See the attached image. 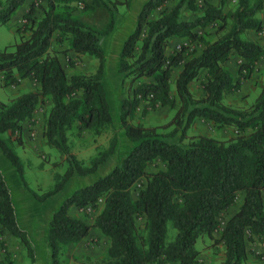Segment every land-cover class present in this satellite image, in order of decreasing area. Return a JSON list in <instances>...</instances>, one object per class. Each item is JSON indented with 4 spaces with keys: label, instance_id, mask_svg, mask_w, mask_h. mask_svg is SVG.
<instances>
[{
    "label": "trees",
    "instance_id": "trees-1",
    "mask_svg": "<svg viewBox=\"0 0 264 264\" xmlns=\"http://www.w3.org/2000/svg\"><path fill=\"white\" fill-rule=\"evenodd\" d=\"M27 1H0V24H6ZM125 1L130 2L30 0L25 22L15 29L19 39L0 49L2 86H17L23 79L37 83L34 89L0 101L1 153L23 180L22 160L14 145L23 142L24 124L47 101L42 136L66 163L50 189L33 193L38 202L62 191L72 177L95 172L115 152L113 134L108 146L85 163L71 151L70 136L85 131L98 136L114 128L104 85V41L113 30L118 5ZM170 1L174 0H146L121 45L117 71L127 90L117 118L132 146L106 175L74 190L52 212L46 230L50 264H69L68 246L79 244L91 228L107 239L100 264H200L195 247L199 238L223 246L222 264H243L249 254L247 241L264 239V78L259 93L246 105L224 101L259 71L264 43L244 34L264 32L257 16L264 0H237L229 11L225 0H206L202 7L196 0H175L168 6ZM79 3L85 9L104 10L105 25L82 20L77 14ZM208 26L216 27L215 38L199 31ZM53 37L65 46L53 48ZM175 38L188 44L182 42L169 52ZM192 43L202 46L190 50ZM68 52L94 57L95 70L68 75L61 60V54ZM233 58L235 77L227 67ZM68 65L74 66L70 56ZM200 75L204 96L196 97L190 84ZM161 106L174 110L167 123L145 125L135 119L140 109L145 116ZM199 118L217 130L230 128L231 133L189 134ZM169 127L168 132L161 131ZM157 161L160 167L151 170ZM233 206L237 210L225 218ZM72 207L95 211L92 223L71 215ZM169 223L175 229L171 242H167ZM5 232L27 247L34 263V250L18 223L0 170V247L4 260L12 264L2 238Z\"/></svg>",
    "mask_w": 264,
    "mask_h": 264
},
{
    "label": "rangeland",
    "instance_id": "rangeland-1",
    "mask_svg": "<svg viewBox=\"0 0 264 264\" xmlns=\"http://www.w3.org/2000/svg\"><path fill=\"white\" fill-rule=\"evenodd\" d=\"M29 1L30 0L26 2L25 5L26 8ZM35 1L38 4L42 0H35ZM145 1L146 0H144L143 2L141 0H130L129 3H126L125 1L123 4L118 5L119 16H122L124 13L130 10L135 11L138 7H141ZM205 1L206 0H196L197 6L199 7L204 6ZM210 1H217V0H210ZM225 1H226L225 4L226 11L234 9L237 4V0H225ZM174 2L175 0L170 1L167 4L168 6H172ZM78 6H79V10H77V14L85 22L94 25L96 27H102L107 22L108 15L104 10L85 9L83 3H79ZM20 10L21 7L18 8L14 16L6 24H0V49H2L4 46L8 44L14 43L19 39V36L15 30L19 22H16L17 23L16 25L14 20L16 18V15L20 12ZM139 11L140 10H138L137 13H139ZM185 14L190 16L189 11H187ZM120 18L121 17H119V19ZM24 22L25 21L23 18V21L22 23H20V25L22 26ZM215 28L216 27L208 26L205 29H200L199 31L201 33L204 32L208 38H215V33H214ZM262 34L263 33L256 34L253 31H249L246 34H244V37L251 36L252 38L256 39L258 42L263 43L264 37L261 36ZM183 40L185 39H181V40L178 38L173 39L169 45L168 51L171 52L172 50L178 48L179 45L182 44ZM55 45L57 46L58 44L55 43ZM64 46L65 45L63 44L62 47ZM201 46L202 45L198 43L189 44L190 50L192 49L199 50ZM69 56L72 59H74V57L80 58L77 57L75 54L72 55V52H68L67 54L66 53L61 54L62 62L66 70H68L67 72L68 75H71L73 72H78V73L92 72L91 62L87 60L86 61L80 60V62H82L80 64L81 70L73 69L74 66L71 67L68 65ZM92 60H94L93 62H97V60L94 57H92ZM109 64H111V62ZM227 66L229 69H233V71H235L237 69L235 59L234 58L231 59L227 63ZM177 72L178 69L176 68L174 70V76H176ZM203 78L204 76L200 75L199 79L193 81L191 84V90L195 93V95H200L202 91L201 80ZM31 82L34 81H29V80L27 81L26 79V81L22 83L20 82V84L17 86L5 87L2 86L1 75H0V101H8L11 98L15 97L16 95H18L19 93L34 89L35 84L34 83L32 84ZM254 82L257 81L254 80ZM253 85H255V83ZM253 85L252 86L248 85V87L245 88L244 94L241 96L238 95L235 96L237 92L229 94L232 95L230 96L232 102L236 104L246 105L252 99H254L259 93L260 87L255 88ZM121 90H123L121 92H123L125 95L127 90V82H125L124 84L121 83ZM48 104L49 103L47 101L46 102L44 101L43 104H41L35 112V114H37L38 117L33 118L32 121H27L24 124L23 142L21 144L15 143L14 145L17 154L20 156L22 160L23 171H24L23 180L22 178H20L15 167H13L8 162V160L5 159V156L2 155L0 152V170L2 171L7 181V184L10 188L18 223L21 226V228L27 232L28 239L30 240V246L34 250V256H35L34 245L39 251H42L44 244H46L45 231L47 230V224L51 217L52 212L58 208L62 200H64L67 196H69L72 193L71 192L69 195L67 194V192L70 191L71 189V187H67L43 202H38L33 196V193L35 192L37 194H41L42 192L50 189L55 183V178H54L55 174L57 172L63 173L64 170L66 169V163L63 160L60 152L56 148L49 146L46 143L44 137L42 136V128L44 123V110L48 108ZM113 105L114 104H112V106ZM140 111L141 109L136 114L135 119L143 121L145 125L165 124L168 121H170V119L174 114V110L167 106H161V107H157L154 110H150L148 114H146L145 116H141ZM170 128L171 127L166 129H161V131L168 132ZM198 128L199 127H197L195 131H198ZM201 128L211 130V124L206 122V124L202 125ZM121 129L122 127L118 122V118H117L114 124V128L106 129L101 135L94 136L86 131L80 135L71 134L70 136L71 151L74 154H76V156L79 159H82L85 161V163H88L90 158L96 155V153L100 149L108 146L112 135L116 134L117 136V133ZM227 129L229 130V128ZM227 129H221L220 131L215 130L213 131L211 136L218 137V135H220V132L225 134L227 133ZM6 160L11 167L4 164ZM155 166H152L151 170L158 168V166L160 167L159 161H157ZM92 212L86 211L85 217H87V219L89 218L93 219V217H90L89 215ZM174 235H175V229L172 227L171 223H169L168 232H167V242H171L174 238ZM2 238L5 241L6 247L8 248L11 254L10 259L12 260V264H35V257L33 263L31 261V257L29 256V253H27V247L18 238H16L15 236H13L8 232H5ZM95 238L96 237H93L92 235L90 238L86 239L85 242L82 244L79 243L77 245H69L67 248L69 264H100L107 243L106 241L100 240L99 238L98 239ZM195 247L201 253L200 254L201 264H222V260L224 258L223 255L224 248L221 244H212V241H210L207 238H199L195 244ZM247 249L249 251L248 258L246 262H244L243 264H264V239L255 238L253 240H248ZM4 257H5V252L0 247V261H2L4 264H8L4 260Z\"/></svg>",
    "mask_w": 264,
    "mask_h": 264
},
{
    "label": "crops",
    "instance_id": "crops-1",
    "mask_svg": "<svg viewBox=\"0 0 264 264\" xmlns=\"http://www.w3.org/2000/svg\"><path fill=\"white\" fill-rule=\"evenodd\" d=\"M141 1L143 2L144 0H141ZM212 2H216V1H212ZM25 5H26V3L23 6H21V10L16 15V18L14 20L15 23L19 22L18 25H20V23H22L23 14L27 10ZM139 8H141V7H138L135 11H133V10L127 11L122 16H119V13H117V16H116L117 18L115 17L113 30L105 38V41H104V46H105L104 85H105V88H106V91H107V95H108V98H109V101H110L111 111L114 110L112 112L114 122H116V120H117V113H118V110H119V107H120V100L125 96L124 93L121 92V91H123V90H121V75L117 71V68H118V54H119L121 45H122V43H123V41L125 39V36L132 31V28H133V26L135 24V21H136V17H137L136 15L138 14L137 12H138V10H140ZM257 16L262 20V23L264 24V6H263V9L260 12H258ZM119 17H121V18L119 19ZM16 25H17V23H16ZM261 36L264 37V32H263V34ZM183 42L187 43V40L185 39V40H183ZM55 43H56L55 42V38L53 37L52 43H51L52 47L55 48V49L63 48L62 46H59V44L56 46ZM72 55H74V53H72ZM61 60H62V58H61ZM80 60L90 61L91 62L92 72L95 70L97 62H93L94 60H92V57L88 56V55L87 56L83 55L80 58L74 57L75 63H74L73 69H80L81 70V65L80 64L82 62H80ZM110 62H111V64H109ZM262 63H264V57H262L261 60L258 62L259 71H257L255 73V76L253 75L250 79H246V80L242 81L241 88L238 90V92L235 94V96L236 95H238V96L243 95L244 92H245V88H247L248 85L252 86L255 83V85H253L255 88L256 87H261L262 81H263V78H264V64H262ZM66 71L68 72V70H66ZM230 71H231L233 77H235L236 76V70L233 71V69H230ZM83 73H87V72H83ZM72 74H78V72H73ZM174 77L175 76H174V72H173V79H174ZM116 78H117V81H116ZM254 80H256L257 82H254ZM24 81H26V79H23L21 81V83L24 82ZM31 83L32 84L34 83L35 87H36L37 83H35V82H31ZM33 88H34V86H33ZM190 90H191V84H190ZM172 91H174V89H172ZM193 94L195 95L194 92H193ZM195 96L196 97H203L204 96V92L201 91L200 95H195ZM230 96H232V95L227 94L224 97L225 103L232 102ZM112 104H114L113 106L115 108L112 106ZM36 117H38L37 114L34 115V118H36ZM205 124H206V122L204 120H202L201 118L197 119L195 124L191 128L188 129V133L189 134L201 133V134L211 135L213 133V131L217 130L212 124H211V130L201 128L202 125H205ZM197 127H199L198 131H195ZM223 129H227V127L223 128ZM230 133H231V129L229 128V130L227 129V133L224 134V133L220 132L221 135H218V137H224V136L229 135ZM117 142H118V144H117V147L115 149V152L95 172L87 174V175H84V176H75V177H72L69 180L67 185L64 187V188L71 187L70 191L67 192L68 195L71 192H73L74 190H76V189H78L80 187L86 186V185L94 182L99 177H102V176L106 175L118 162H120V160L129 152L132 144L126 138L123 129L119 130V132L117 133ZM120 144H121V147H120ZM0 152H1V150H0ZM2 158H4V157H2ZM6 162H7V160H6ZM6 162H4V164L9 166V167H11L8 164V162L7 163ZM236 210H237L236 206L235 207L234 206L230 207L227 210V212L224 213V217L228 218L229 216L234 214V212ZM86 211L92 212L93 210L91 208H89V207H87V208L72 207L70 209L71 215H73L75 217H78L80 219H83L87 223L91 224L93 219H94V217H95V215H96V212L93 211L91 214H89L90 217H93V219H90V218L87 219V217H85V212ZM92 235H93V237H96L95 239L99 238L100 240H103V241L107 240L106 237H104L97 228H91L89 235L87 237H85L84 239H82L80 241V244L84 243L85 240L90 238ZM34 248H35V264H50V255H49V248L47 246V243L44 244V246L42 248V251H39L36 248L35 245H34ZM199 259H200V257H199ZM200 264H201V260H200Z\"/></svg>",
    "mask_w": 264,
    "mask_h": 264
}]
</instances>
